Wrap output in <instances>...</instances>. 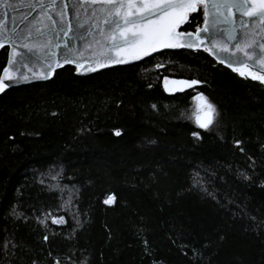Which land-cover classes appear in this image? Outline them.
I'll return each instance as SVG.
<instances>
[{"label": "trees", "instance_id": "obj_1", "mask_svg": "<svg viewBox=\"0 0 264 264\" xmlns=\"http://www.w3.org/2000/svg\"><path fill=\"white\" fill-rule=\"evenodd\" d=\"M57 261L264 264V83L181 49L1 94L0 264Z\"/></svg>", "mask_w": 264, "mask_h": 264}, {"label": "snow or ice", "instance_id": "obj_2", "mask_svg": "<svg viewBox=\"0 0 264 264\" xmlns=\"http://www.w3.org/2000/svg\"><path fill=\"white\" fill-rule=\"evenodd\" d=\"M16 2L39 7L44 21L48 23L36 21L46 29L42 31L41 28L33 30L32 22H29L28 28L5 37L6 25L0 21V47H3L4 40L8 39L14 45L19 42L18 46L25 50L17 51L15 46L11 48V55L7 61L11 67H4L0 73V92L8 87L6 80L17 79L14 73L28 66L37 49L56 46L54 41L49 40L50 34L59 37L60 33L67 36L69 32L73 33L74 38L81 40L88 37L85 42L89 47L94 43L99 46L98 66L101 68L106 66L104 61L124 62L123 59L115 60L112 57L113 50H116L118 55L139 59L142 55H148L149 51L155 52L157 48H199L205 40L208 46L204 47V51L214 55L229 53V45H232L228 57L229 66L237 63L240 67L234 68V71L239 72L241 76L248 75L253 80L264 83V71L258 73L250 71L247 67L248 62H251L264 68V42L255 39V35H260L261 41H264L262 35L264 34V0H16ZM11 3L12 0H0V6H9ZM48 9H52L59 19L48 15ZM198 10L202 20L195 25V30L177 31L180 25L189 21L190 14L197 13ZM69 13L75 18V24L70 19H65ZM235 13H240L241 17H249L252 24L259 25V32L255 35L250 34L243 19H240L239 24L242 31H237L236 20L233 18ZM201 23L203 27L200 26ZM97 36L100 39H96ZM64 49L65 63L73 62L69 53L83 51L74 50L67 43ZM56 56L55 52L51 53V57L45 54V58L49 60ZM223 62L222 59L221 63ZM56 66H60L58 59ZM48 67L51 69V63ZM28 70L32 69L28 68ZM20 78L26 77L21 74ZM180 83L198 82L192 80ZM200 96L201 114L197 116V122L201 128H207L218 117V113L203 94ZM153 107L155 108V105ZM240 143L236 141V144ZM59 220L62 221L63 217Z\"/></svg>", "mask_w": 264, "mask_h": 264}, {"label": "water", "instance_id": "obj_3", "mask_svg": "<svg viewBox=\"0 0 264 264\" xmlns=\"http://www.w3.org/2000/svg\"><path fill=\"white\" fill-rule=\"evenodd\" d=\"M48 15H52L54 19L57 20L59 19L58 17L55 16V12L52 9H48ZM233 18L236 20L235 27L237 28V31H242V29H240L239 27V24H240V19H243L246 22V27L250 30V34L255 35L256 32H259V25L252 24L251 19L249 17L247 16L241 17L240 13H235V16ZM65 19H70L73 24H75L76 22L75 18H73L70 13L68 16L65 17ZM0 21H3V23L6 25L5 37L12 35L14 32H19L24 30L25 28H28L30 26L29 22H32L31 27L33 28V30L35 28H41L42 31L46 30L42 28L39 23H36V21H44V16L41 15V9L39 7H30L27 4L17 3L16 0H12V3L9 6H0ZM44 22L48 23L47 21ZM186 23L187 22H185V24ZM185 24L180 25L177 31L183 32L182 27ZM201 27H203V25H201ZM222 27H226V25H222ZM186 32H192V31H186ZM48 38L49 40L54 41L56 46L50 48L37 49L35 55L31 57V62L28 64V66L26 68L21 69L19 72L14 73V75L17 76V79L13 81H7V80L5 81V83L8 84V87H6L3 92H0V95L14 87L28 85L36 82L48 81L53 78L57 70L67 65H71L75 67V73L77 75L86 76L111 67L127 66L134 63H138L162 51L181 50V49L204 50V47L208 46V42L207 40H205L204 44L201 45V47L199 48H173V49L157 48L155 52L149 51L148 55L146 56L142 55L139 59H132L130 56L118 55L117 51L113 50L111 53L112 57L115 60L123 59L124 62L113 63L109 61H104L106 66L101 68L98 66L99 46L94 43L92 44L91 47H89L88 44L85 42V40H87L88 37H86L85 40H81L79 38H74L73 33L69 32L67 36H65L63 33H60L59 37H57L55 34H50ZM96 39H100V37L97 36ZM218 39H220V37H218ZM255 39L258 42H264L261 41L260 35H255ZM66 43L69 45V47H71L74 50H81V49L83 50L82 52L76 51L75 54L69 53V56L73 61L72 63L64 62L63 52L65 50L64 45ZM18 45L19 42H17L14 45L8 39L4 40V46L0 47V52L3 48L5 47L8 48L7 61L10 58L12 47L14 46L17 47V51H25L24 49L20 48ZM231 48L232 45H229V50H230L229 53H218L214 55L208 52V54L219 63H221V60L223 59L224 62L221 64H223L228 68L234 69L240 67V65L237 63H232V66L231 67L229 66L228 57L230 56ZM257 51L259 52L260 49H258ZM53 52L57 54L55 58H52L51 60L45 58L46 53L48 54L49 57H51V53ZM213 52H215V49H213ZM57 59L59 60V64H60L59 67L56 66ZM49 63H51V69H49L48 67ZM6 66L11 67L7 64V62L4 67ZM247 67L253 68L260 72L264 71V68H262L261 65H253L251 62H248ZM28 68H31L32 70L29 71ZM2 70L0 71V73H2ZM21 74L23 75V77L26 78H20ZM182 81L184 80L177 79L175 77L166 76L163 78L162 83L169 92H173L174 90L177 89L178 86L185 84V83H180Z\"/></svg>", "mask_w": 264, "mask_h": 264}, {"label": "rangeland", "instance_id": "obj_4", "mask_svg": "<svg viewBox=\"0 0 264 264\" xmlns=\"http://www.w3.org/2000/svg\"><path fill=\"white\" fill-rule=\"evenodd\" d=\"M249 68V67H248ZM250 71H254V72H258V73H261L260 71H257L253 68H249ZM185 87V84L184 85H181V86H178V90L180 89H183ZM197 116L201 114V96H198L197 99ZM197 116H196V119H197Z\"/></svg>", "mask_w": 264, "mask_h": 264}]
</instances>
